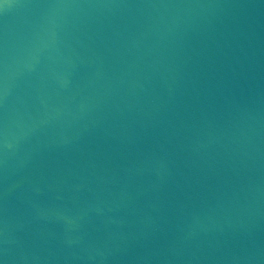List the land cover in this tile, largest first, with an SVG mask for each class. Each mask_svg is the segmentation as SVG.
I'll return each instance as SVG.
<instances>
[{"label":"water","instance_id":"1","mask_svg":"<svg viewBox=\"0 0 264 264\" xmlns=\"http://www.w3.org/2000/svg\"><path fill=\"white\" fill-rule=\"evenodd\" d=\"M3 264H264V0H0Z\"/></svg>","mask_w":264,"mask_h":264},{"label":"snow or ice","instance_id":"2","mask_svg":"<svg viewBox=\"0 0 264 264\" xmlns=\"http://www.w3.org/2000/svg\"><path fill=\"white\" fill-rule=\"evenodd\" d=\"M0 264H3V262H2V261H0Z\"/></svg>","mask_w":264,"mask_h":264}]
</instances>
